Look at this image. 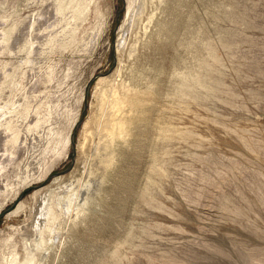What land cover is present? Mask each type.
<instances>
[{
    "label": "rangeland",
    "instance_id": "obj_1",
    "mask_svg": "<svg viewBox=\"0 0 264 264\" xmlns=\"http://www.w3.org/2000/svg\"><path fill=\"white\" fill-rule=\"evenodd\" d=\"M10 206L0 264H264V0H0Z\"/></svg>",
    "mask_w": 264,
    "mask_h": 264
},
{
    "label": "bare ground",
    "instance_id": "obj_2",
    "mask_svg": "<svg viewBox=\"0 0 264 264\" xmlns=\"http://www.w3.org/2000/svg\"><path fill=\"white\" fill-rule=\"evenodd\" d=\"M130 9V8H129ZM128 38V37H127ZM116 93V92H115ZM115 93H112L111 95H110V98L112 99V101H111V103H110V107H109V109L106 111V113H105V115H102V116H104V118H103V123H102V125H101V128H100V134H99V146H100V148L102 149V154H103V156L105 157V159L106 160H109V159H111V155L109 154V152H108V149L109 148H111V146H110V144H112L113 143V140H114V131H115V128H116V120H115V113H117V112H115V109H116V111H117V105H119V104H126L127 103V101L129 100V93H127V92H123L122 94H120L119 96L118 95H116ZM104 112H105V110H104ZM100 125V124H99ZM110 146V147H109ZM79 156V155H78ZM94 156V155H93ZM92 156V157H93ZM97 161V160H96ZM99 161V160H98ZM97 164V163H96ZM99 165V164H98ZM102 165V164H101ZM85 168V167H84ZM103 168V167H102ZM104 170V169H103ZM96 182H98V180H96ZM96 182H95V184H96ZM96 186V185H95ZM99 186V185H98ZM95 188V187H94ZM93 190V189H92ZM96 192V191H95ZM92 193V192H91ZM70 197V196H69ZM75 197H76V195H75ZM92 198V197H91ZM69 199V198H68ZM66 199L68 202H69V204H70V202H71V199ZM88 199V198H87ZM74 200H76V199H74ZM73 201V200H72ZM74 203V202H73ZM65 206V205H64ZM77 207V206H76ZM71 209V208H70ZM49 213H52V211H51V209H49ZM48 213V214H49ZM47 214V215H48ZM53 215V214H52ZM50 216H51V214H50ZM48 217H49V215H48ZM52 217V216H51ZM38 221V220H37ZM31 229V228H30ZM30 229H28V230H30ZM32 230V229H31ZM33 231H35L34 230V228H33ZM33 233V232H32ZM36 233V232H35ZM38 233V232H37ZM33 236V234L31 235V237ZM41 241H43V239H41ZM29 242H31V241H29ZM29 244V243H28ZM31 244V243H30ZM32 245V244H31ZM29 247H30V245H29ZM29 250H30V252H31V249L30 248H28ZM34 259H33V257H31L29 260H28V263H30L31 264V262L33 261Z\"/></svg>",
    "mask_w": 264,
    "mask_h": 264
},
{
    "label": "water",
    "instance_id": "obj_3",
    "mask_svg": "<svg viewBox=\"0 0 264 264\" xmlns=\"http://www.w3.org/2000/svg\"><path fill=\"white\" fill-rule=\"evenodd\" d=\"M70 137H71V134H70V136H69L68 142H69L70 144H72V143H71V139H70ZM21 195H22V194H21ZM16 201H18V198H16ZM11 209H12V206H10V207L7 208L6 210L0 212V219H1L6 213H8Z\"/></svg>",
    "mask_w": 264,
    "mask_h": 264
}]
</instances>
